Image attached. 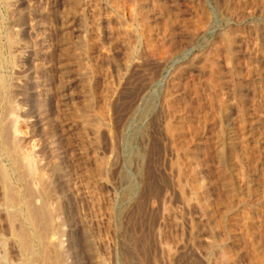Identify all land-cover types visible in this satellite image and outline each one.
<instances>
[{"label": "rangeland", "instance_id": "374dc122", "mask_svg": "<svg viewBox=\"0 0 264 264\" xmlns=\"http://www.w3.org/2000/svg\"><path fill=\"white\" fill-rule=\"evenodd\" d=\"M7 1L52 225L0 158V264H264V0Z\"/></svg>", "mask_w": 264, "mask_h": 264}, {"label": "bare ground", "instance_id": "6f19581e", "mask_svg": "<svg viewBox=\"0 0 264 264\" xmlns=\"http://www.w3.org/2000/svg\"><path fill=\"white\" fill-rule=\"evenodd\" d=\"M1 1H3L5 3V5L7 7H9V5H8L9 3L7 4V2H8L7 0H1ZM67 16H69V15H67ZM59 20L61 21L60 24H64L66 18L64 15H61V16H59ZM0 21H1V19H0ZM31 22H33V21H31ZM1 23L2 22H0V30L3 27V26H1ZM61 26H63V25H61ZM14 37L15 36L12 32L7 31L5 33V38H4L5 44L0 42V58H1L0 68H7L9 66L14 65L12 55L9 52V49H11L12 45L15 44ZM4 46L5 47L7 46L6 47L8 49L7 51H6V48ZM15 47H17V46H15ZM5 51H6V55H5ZM13 70H14V68H13ZM9 83L7 81L6 76L1 75V73H0V158H3L8 162L9 167H10V172L12 173L15 181L17 183L21 184L22 188L24 187V189H26V191H27L26 193L23 192L25 194V197L23 200L21 199V197H19L17 199L15 198V196L16 197L19 196L20 192L18 193V196L16 193H15V195L13 193H11L13 196V197H11V199L13 200V203H24V205L26 207V215H25L26 219L25 220H26V222H28V224H30L29 227L30 226L33 227L32 225H34L35 229H36V227H38V228H41L43 230H47L52 225V214L48 208L47 203L42 201L43 203L37 208H32L30 205V202H31L30 200L33 196V194H32V191L34 188L33 186H35L34 177H35V174L37 171L35 155L33 153L34 144L32 143V145L29 147V149L22 150V147H21V142H22L21 137L22 136L20 134L22 132L20 131V127H19V123H20L21 118L17 113L18 110L20 109V107L17 108L18 105L12 97L11 88H10L11 85H9ZM41 236H42V234H41ZM44 238L45 237L39 238V241H44ZM31 240H32V238H31ZM31 242L32 241H30L28 236H26L24 233H22V235L20 236V243H21V247H22L23 251H25L26 253L28 251H30V249H32V247L30 248V244H32ZM54 244H57V243H54ZM56 247H58V246H56ZM49 251H51V250H49ZM31 252H33V251L31 250ZM28 253H30V252H28ZM40 256H41V254H40ZM42 256H44V255H42ZM40 258H42V257H39V259ZM46 258L47 257L42 259L43 264H52V263L57 264V262L59 261V256L54 257L55 260L51 261V262H49V260ZM40 261H41V259H40Z\"/></svg>", "mask_w": 264, "mask_h": 264}]
</instances>
